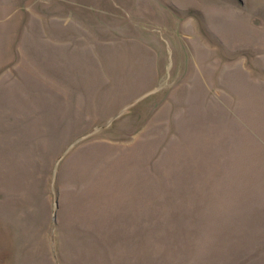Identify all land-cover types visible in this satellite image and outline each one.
<instances>
[{
	"label": "rangeland",
	"instance_id": "1",
	"mask_svg": "<svg viewBox=\"0 0 264 264\" xmlns=\"http://www.w3.org/2000/svg\"><path fill=\"white\" fill-rule=\"evenodd\" d=\"M0 264H264V0H0Z\"/></svg>",
	"mask_w": 264,
	"mask_h": 264
}]
</instances>
